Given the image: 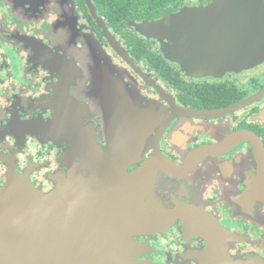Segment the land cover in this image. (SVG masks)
<instances>
[{
	"label": "flooded vegetation",
	"instance_id": "af4514ba",
	"mask_svg": "<svg viewBox=\"0 0 264 264\" xmlns=\"http://www.w3.org/2000/svg\"><path fill=\"white\" fill-rule=\"evenodd\" d=\"M224 3L0 0V187L140 171L132 264H264V0Z\"/></svg>",
	"mask_w": 264,
	"mask_h": 264
},
{
	"label": "water",
	"instance_id": "95a60500",
	"mask_svg": "<svg viewBox=\"0 0 264 264\" xmlns=\"http://www.w3.org/2000/svg\"><path fill=\"white\" fill-rule=\"evenodd\" d=\"M235 2L226 0L228 6ZM224 4L214 0L209 13L222 11ZM231 49L222 69L187 71L202 75L247 67L235 57L246 51ZM257 53L260 62L264 41ZM142 176L139 171L108 186L85 185L86 180L74 177L45 195L9 174L0 187V264H132L129 234L139 224L128 221L142 193Z\"/></svg>",
	"mask_w": 264,
	"mask_h": 264
},
{
	"label": "rangeland",
	"instance_id": "374dc122",
	"mask_svg": "<svg viewBox=\"0 0 264 264\" xmlns=\"http://www.w3.org/2000/svg\"><path fill=\"white\" fill-rule=\"evenodd\" d=\"M165 24V26L166 27H171V26H173V24H174V22L172 21V20H168V21H166V23H164ZM228 33V31L226 30V32H225V34L223 35V37H225L226 36V34ZM228 36V35H227ZM222 37V38H223ZM138 117H140L139 115H138ZM112 180V178H110L109 180H106L105 182L104 181H101V180H95V181H86L85 182V185H88V184H92V185H96V184H98V185H100V184H102V183H106V182H108V181H111Z\"/></svg>",
	"mask_w": 264,
	"mask_h": 264
}]
</instances>
